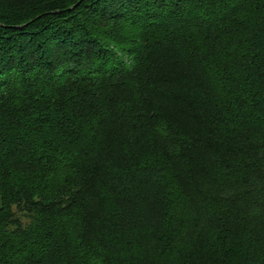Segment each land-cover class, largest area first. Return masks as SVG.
I'll return each mask as SVG.
<instances>
[{
	"label": "trees",
	"instance_id": "1",
	"mask_svg": "<svg viewBox=\"0 0 264 264\" xmlns=\"http://www.w3.org/2000/svg\"><path fill=\"white\" fill-rule=\"evenodd\" d=\"M0 264H264V0H0Z\"/></svg>",
	"mask_w": 264,
	"mask_h": 264
},
{
	"label": "rangeland",
	"instance_id": "2",
	"mask_svg": "<svg viewBox=\"0 0 264 264\" xmlns=\"http://www.w3.org/2000/svg\"><path fill=\"white\" fill-rule=\"evenodd\" d=\"M63 243H61V241H56L55 242V246H54V250H53V252H54V256L57 258H61V257H63L64 255V249H63Z\"/></svg>",
	"mask_w": 264,
	"mask_h": 264
}]
</instances>
